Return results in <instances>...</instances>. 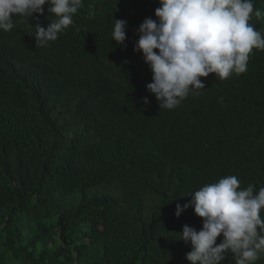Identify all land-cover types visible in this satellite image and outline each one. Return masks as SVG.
I'll return each mask as SVG.
<instances>
[{"label": "trees", "instance_id": "trees-1", "mask_svg": "<svg viewBox=\"0 0 264 264\" xmlns=\"http://www.w3.org/2000/svg\"><path fill=\"white\" fill-rule=\"evenodd\" d=\"M158 7L83 0L41 48L35 25L47 28L48 5L0 30V264H191L179 234L203 219L194 208L177 217V204L230 175L254 194L264 188V49L245 73L200 77L199 94L160 109L134 50ZM115 19L127 21L123 45ZM249 23L264 29V15Z\"/></svg>", "mask_w": 264, "mask_h": 264}, {"label": "clouds", "instance_id": "clouds-1", "mask_svg": "<svg viewBox=\"0 0 264 264\" xmlns=\"http://www.w3.org/2000/svg\"><path fill=\"white\" fill-rule=\"evenodd\" d=\"M159 4L157 19L148 17L137 29L134 50L153 73V82L146 87L155 94L160 109L175 108L190 92L199 94L205 89L200 77L215 73L223 80L245 73L253 49H264V29L249 23L253 15H264L254 9V0H159ZM45 5L50 23L47 28L35 25L37 48L56 41L73 25V14L83 0H0V30H12L14 16L44 15ZM126 28V20L115 19L112 40L123 45ZM144 103H149L147 97ZM254 189V185L242 189L238 177L230 175L190 193L191 200L183 206L177 204V217L194 208L203 219L201 230L184 225L179 234L191 244L186 254L191 264H222L228 253L235 264H254L259 259L264 251V188L255 194Z\"/></svg>", "mask_w": 264, "mask_h": 264}]
</instances>
